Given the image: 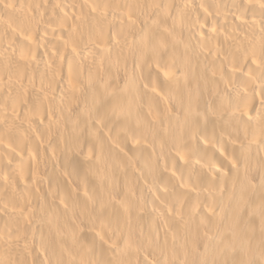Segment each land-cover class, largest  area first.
<instances>
[{"label":"bare ground","instance_id":"bare-ground-1","mask_svg":"<svg viewBox=\"0 0 264 264\" xmlns=\"http://www.w3.org/2000/svg\"><path fill=\"white\" fill-rule=\"evenodd\" d=\"M0 264H264V0H0Z\"/></svg>","mask_w":264,"mask_h":264}]
</instances>
